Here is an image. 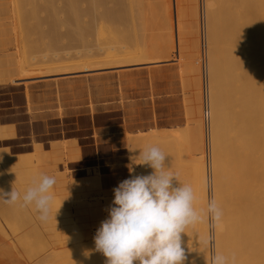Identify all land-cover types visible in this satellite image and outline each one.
Masks as SVG:
<instances>
[{
    "label": "bare ground",
    "instance_id": "obj_1",
    "mask_svg": "<svg viewBox=\"0 0 264 264\" xmlns=\"http://www.w3.org/2000/svg\"><path fill=\"white\" fill-rule=\"evenodd\" d=\"M33 1L37 5L35 2L37 0L31 2ZM55 1L57 2V0H51L50 6L47 3L50 18L47 20V14L44 17L47 22L52 23L44 21V24L47 23L46 25L51 24L49 28L46 27V30L43 29L46 25L40 26V21H38L45 14L43 10L40 12L41 15L38 13L39 17L34 16V18L38 17L39 23H36L39 25L30 24L34 23V19L32 21L31 16L27 17L29 9L26 10L28 13H25L23 18L26 21V17L31 19L27 21L29 23L26 22L28 27H25V23L23 26L20 25L24 21L22 18L24 13L21 11L25 10L18 9V7H16L18 12L13 11L12 13L13 16H19V18L14 16L13 19H19L21 23L17 26L14 22L1 30V32L8 34V45L3 54L8 55L7 51L10 50H14L15 54H18L15 60L8 61L7 66L0 69V120L3 123L1 130L6 135V150L13 160L9 163V167L17 166L31 171L45 169V164L50 156L48 153H51L53 157L58 148L47 149L42 145L43 143H34V140H56L58 135L63 134L60 138L68 135L69 143L71 142V145L67 144L69 147L66 146V151L70 155V160L67 162L68 168L85 170L93 167L100 169L102 166L101 154L103 153L101 145L108 146L110 140L102 143L97 142L95 137L87 138L89 131L95 133L93 129H89L92 126L89 127L87 124L88 119L86 121L79 119L73 113L75 111L72 112L65 106L60 123L50 113L47 116H37V113H33L36 109L33 102L36 100L31 96L32 89H28L27 83L30 84V82L35 81L37 85H41L43 83L40 78L54 77L53 84L44 88L46 92L49 91L47 92L49 98L45 102L40 101L42 104H50L60 93L58 89L54 90L51 87H57L60 80L73 81L79 76L84 78L83 84H70L69 90L73 91L80 86H85L95 93L97 108L93 114L91 113V118L99 124L98 127L103 125L112 136L116 134L113 131L117 128L119 117L125 111L116 108V106L111 107L113 110L107 112L108 107L102 104L101 94H99L100 84L92 77L95 76L96 72L99 74L100 70L107 71L106 73L109 74L116 68L120 70L127 68L128 70L131 65H136V67H143L149 63L157 65L167 62L165 57H168L169 54L175 56L171 60L179 63L182 58L181 30L184 28L185 31H183L187 35L185 51L190 56V60L186 62L189 66L184 62L186 67L183 63H181L183 66L179 65L178 67L182 66L179 68L181 73L179 74L185 76H181L180 84L183 82L190 84L191 81L188 83L189 77L193 83V96H189L191 99L189 101L187 99L188 95L192 94L191 91L190 94H182L184 97L182 101H188L184 105L185 107L188 105L186 107L188 112L184 111V117L186 122L187 119L191 121L190 128L186 123L188 128L186 130L189 132H184L186 126H183L184 129L178 126L175 129L167 127L163 114L166 104L161 98L158 97L152 106L146 105L142 112V118L134 120L135 126H141L139 130H137L138 127L131 128V134L128 135L127 132L125 137L122 135L113 137L119 136L124 139L123 142L120 139L115 141L116 147H113V152L116 148L118 150L124 148L128 161L127 167L125 165L119 166L120 182L131 176L150 174L153 170L147 165L140 164L139 151L149 146L159 147L167 156V167L178 174V179L182 184L192 187L195 196L193 207L201 216L200 221L189 225L185 230L186 234H182L183 246L187 255L185 264H211L213 253L214 255L221 253L229 258L234 255L235 264H264V0H223V3L218 0V3H222H215L220 5L218 7H216L217 5L213 6L215 0L204 1L207 7L205 12H209L208 23L206 24L208 29V32L206 29L208 42H206L209 50V57H207L209 69L206 67L208 69V76L206 75L208 84L206 85H208L209 92L207 93L210 97L208 110L210 126L208 129H210V148H212V200L215 199L223 213L220 221L215 223L206 213L207 205L211 199H209L210 177L207 178L206 160L204 159L205 147H203L205 136L200 83L201 59L199 58L197 0H187L182 12H179L178 0H137L136 2L135 0H86L88 3L87 10L82 9V0H64L66 5L65 8H62L63 11L58 10L60 7H56ZM24 2L26 1L24 0ZM45 2L46 0L43 3L45 4ZM133 2L136 3L137 7H132L135 5ZM26 3L22 5L20 2L19 5L20 7L25 6ZM57 3L59 4V1ZM126 3H130V9L125 8ZM34 4L31 7L34 8L32 9L33 14L38 12V8H40L36 5L34 7ZM16 5L18 6V3L13 4L14 7ZM119 6L121 8L118 9ZM28 7L26 5V9ZM41 8L43 7L41 6ZM100 8L103 11L96 13ZM8 13L10 15V11ZM181 13L184 14L183 19H181ZM86 17H91L93 21H101L100 31L110 37L117 33L116 36L119 38L118 35L121 34L120 39L125 43L119 44L118 39L117 45L113 41L111 44L106 43L108 44L105 45L106 47L99 45L93 47L95 44L88 46V37L97 28L94 27V24L92 25V22L87 21ZM41 25L43 24L41 23ZM60 27H66L69 37L79 41L84 50L82 48L76 56L68 52L64 54V51L61 54L62 52L57 51V46L60 43V37H57V33L61 31L62 28ZM122 27H127L131 32L128 33V30H124ZM131 33L134 34L135 38L134 36L131 37ZM32 34L33 38H30ZM34 34L37 35L38 39ZM59 34L61 35V32ZM129 39L131 41L126 43ZM86 43L88 44L86 45ZM41 51L44 52L42 55ZM103 72L101 71V73ZM70 73L75 74L76 77H72L74 75L64 76ZM15 74L19 75V78H14ZM112 77L114 80L119 79L120 84L121 78L118 75H112ZM182 78L187 81H183ZM16 81H19L17 84L22 85L23 89L28 90L24 93L20 86L14 84ZM115 85L117 86V84ZM182 90L185 91V88ZM37 100H42V98ZM37 105L35 104L36 107ZM90 105L92 104L88 106ZM60 106L62 107V105ZM61 111L58 110L59 114ZM205 111L207 112L206 108ZM54 123H58L59 126ZM178 138H181L180 142H178ZM34 156L39 157L38 162L40 164L31 161ZM173 156L174 159H180H177V162L176 159L173 161L170 159ZM125 170L129 172L125 173ZM2 181L4 182V179ZM6 192H8L7 189ZM72 223L73 228L69 232L72 246L71 248L66 247V250H61L60 254H64V257L60 255L61 258L57 259L56 262L59 264H106L103 262V257L104 259L106 257L95 250V229L90 231L88 229V234L83 236L76 227L73 218ZM9 224H6L8 229ZM28 237L27 239L31 242ZM24 239L26 238L24 237ZM207 239H210V244L204 243ZM22 242L23 240L20 243L18 241L20 246ZM29 245L27 247L31 249L32 246ZM43 250L45 251V249ZM51 252L55 256L56 252ZM48 254V258L45 259L46 262L50 261L51 257L49 256L52 255L50 252ZM57 255L59 254L57 253ZM62 258L63 260L59 262ZM38 261L40 262L36 260L37 263L35 262V264H43L44 257L43 260Z\"/></svg>",
    "mask_w": 264,
    "mask_h": 264
},
{
    "label": "rangeland",
    "instance_id": "obj_2",
    "mask_svg": "<svg viewBox=\"0 0 264 264\" xmlns=\"http://www.w3.org/2000/svg\"><path fill=\"white\" fill-rule=\"evenodd\" d=\"M25 1L27 3L24 2V0L23 1L22 0H20V1L0 0V16H1L0 17V69L6 67L8 61L15 60L16 55H18V54H15L16 52L14 50H10L9 52L7 51L8 55L3 54V51L6 49L5 47L8 45V40H7L8 34L1 32V30H3L6 27V25H10L14 22H16L17 26H18V24L21 23V21L19 19H15L17 17L19 18V16L14 15L15 18L13 19V17H14L13 13H12L13 11L18 12L19 8L24 9L25 11L26 10L28 11V9H29V13L27 11L22 12L21 9H20V11H21V13H24V14H22V18H23V15H25V13H28V16H27V14H26V16L27 17L31 16L32 21L34 19V23L33 22L30 23L32 25L33 24L39 25L36 22L40 21V26L44 27V25H46L49 22V21L48 22L46 21V18H47V20H49V18H50V15H48L47 7L49 8L51 0L50 1L46 0L45 4L43 3L45 0L44 1L43 0H41V1L37 0V1H35L37 3V5L34 4V1L31 2L32 0L31 1L25 0ZM58 1H59V4L57 3ZM136 1L137 0H135V2ZM186 1L187 0H178L179 12H182V10L184 9V4ZM204 1L205 0H197L198 25H199L198 41H199V55H200L199 58L201 59L200 60V80H201L200 83H201V97H202V109H203V126H204L203 131H204V136H205L204 137V145H203V147H205L204 148V153H205L204 159L206 160L205 164L207 167L206 168V172L208 174L207 178L210 177L209 178V181H210L209 182V187H210L209 188V191H210L209 199L212 200V195H213L212 194V171H211L212 170V166H211L212 165V154H211L212 148H210L211 147L210 135H209L210 129H208L210 126V123H209L210 122V120H209L210 119V115H209L210 113L208 111L209 105H210V99H209L210 97L208 96L209 93H207V92H209L208 91V85H206V84H208V81H207L208 80V77H207L208 71L207 70L209 69L208 68L209 64H207V62L209 63V61H207L208 60L207 57H209L208 56L209 50L207 48L208 47V43H207L208 42V39H207L208 33L206 34V29H207L206 24L208 23L207 20L209 17L208 16L209 12L208 13L205 12V11H207V9H206L207 7L205 6L206 2H204ZM20 2L22 5H24L23 3H26L25 6L20 7V5H19ZM57 2L56 1L54 2L56 7L58 6L61 9L65 8L66 2H64V0H57ZM221 2L223 3L224 1L221 0ZM15 3H18V6L16 5L14 7L13 4H15ZM47 3L49 6H47ZM130 3H126V6L124 5L125 8L130 9V7H131ZM138 3H140V2L138 1ZM215 3H218V0H215V2L213 3V6H216V5H217L216 7L220 6V5H218L220 2L218 4H215ZM222 3H220V4H222ZM32 4H34V7H35V5L40 7V8L37 7L38 12H36L34 14L32 13V11H33L32 9H34V8H31ZM128 4H129V6H128ZM133 4H135V5H133L132 7L136 6V3L133 2ZM26 5H27V7L30 5V7H28L26 9ZM39 5H41L43 8H41V6H39ZM124 6H122V7H124ZM16 7H18V9ZM81 7L84 10L88 9V3L86 2V0H82ZM216 7H214V8L217 9ZM60 8H58V10L63 11V9L61 10ZM119 8H121V7L119 6L118 9ZM39 9H40V11H39ZM42 10L44 11L45 14L42 13V14H44L43 16H41L42 19L40 17L41 20H38L39 14H40V12H42ZM9 11H10V15L8 13ZM102 11H103V9L100 8L96 13H100ZM15 14H17V13H15ZM29 14H31V15H29ZM19 15L21 16V14H19ZM26 16H24V17H26ZM34 16H38V17L34 18ZM181 16H182L181 19H183L184 14L181 13ZM27 17H26L27 21L31 19V18H27ZM44 18H45V20H43ZM23 19H24V21L22 20L23 22H22V24H20L22 26L25 25L27 22L25 20V18H23ZM85 19L87 21L92 22V25L94 24V27L97 28V30H98V31L96 30L93 34H90V36L88 37V39H89V45L88 46L95 44V46H93V47H97L98 45L101 47H106L105 45L111 44V43H113V41H115L114 43H116V45H117V42H119V41H120L119 44L121 42H122L121 44L125 43V41H121V39H120L121 34L120 33H119L120 35H118L119 36V38H118L116 36L117 33L113 34L110 37L109 35H106L102 31H100L99 27L102 24L101 21H99V20L93 21L91 19V17H89V18L86 17ZM18 20H19V22L17 23ZM41 21H43V22H41ZM44 21H46L47 23L45 22L46 24H44ZM184 22H185V24H187L186 21H184ZM23 23H25V24H23ZM27 23H29V22H27ZM41 23L43 25H41ZM49 23H52V22H49ZM27 25L28 24H26L25 27H28ZM48 25H46L44 28L43 27L42 28L46 30V27L49 28L51 24H48ZM127 26H129V25H127ZM182 26L184 27V25H182ZM18 28H20V27H18ZM60 28H62V27H60ZM122 29L128 30L127 27L126 28L122 27ZM129 29L133 30L131 27H129ZM183 30H184V28H183ZM183 30H181V40H182L181 41V44H182L181 45V55H182V58H181V61L179 63H177L174 60H171L175 56H171V54L167 53V54H169L168 57H165L167 62H162V63H159L157 65H151L149 63L151 66L149 64H146V65H143V67H141V66L136 67V65H134V66L131 65V67H128L129 68L128 70H127V68L124 70H122V69L120 70L119 68H116V70H114L113 72L110 71L109 74L106 73L107 71L103 72V70H100L99 74H97V72H96L95 76L92 77L95 79V81L99 82L98 84H100V89H99L100 93L99 94H101L100 97L102 99V104L104 106L106 105L108 107L107 112L113 110L111 107H116V106H117L116 108H119V109L125 111V113L119 117V123L116 125L117 128L115 129V131H113V133H116V134H114L112 136H110L109 131L105 130L103 125H101V127H98L99 124L96 121H93L91 118V116H92L91 113L93 114V112L97 108L96 102H95V95H94L95 93L92 92L91 90H88V88L85 86H80L78 89L73 90V91L69 90L70 84H75V83L83 84L84 78H80V76L78 78V77H76L75 74H71V73L65 74L64 76L74 75L72 77H76V78L73 81H69V80L61 81L60 80V82H58L57 87L56 86L51 87L54 90L58 89V91H60V93L57 95L58 97L56 96V98L50 104H42V103H40V101L45 102V100L47 98H49L48 93H47L49 91L46 92V90L44 88H47L48 85L51 86V84H53L52 80H54L53 79L54 77L48 76V77L40 78V79H42V83H43L41 85H37L35 83V81L30 82V84L27 83L28 89H32V91L30 93L31 96L33 98H35V100H36L33 102V105L36 108L33 113H37V116H44V115L47 116L48 113H50V114H53L54 118H56V121L58 123H60L61 122L60 119L62 118L61 116H62V113L64 110L63 107L65 106L69 110H71L72 112L75 111L73 113L79 119H83L85 121L88 119L87 124H89V127H90V125L92 126L89 129H93L95 133H93L92 131H89L87 138L95 137L97 142L100 141L102 143L110 140V144L108 146L104 147V144L101 143L102 144L101 146L103 147V153L101 154L102 155V166H101V168L96 169V168L92 167V168H86L84 170V169H70L67 167V162H68V160H70V155L66 151L67 147H69V146H67V144L69 143V140H70L68 135H65L64 138H60L63 135V134H60V135H58V138L56 140L35 139L34 143L35 142L43 143L42 145L47 147V149L48 148H51V149L52 148H55V149L58 148L57 153L55 154V152H54L53 157H52L51 153H48V154H50L51 158L49 156L46 164L42 162L43 164H45V169L42 168L40 170L37 169L35 171H31L29 169H22L21 167H17V166H14V168H13V167H9V163L12 162L13 160H12V157L8 154V151L6 150V138H5L6 135H5L4 131L1 130V124H3V123L0 120V172H1V175H0V186L1 187H0V189L4 188L3 189L4 192H6V189L9 192V190L11 191L12 188H14V190H16L20 193H23L24 191H26V189L28 187L33 185L34 181H37L39 179V177H41L42 175H48L51 177H55V179H56V184L54 185L53 189L50 190L51 194L53 195V202H52L50 217L47 221H41L38 218L39 213H38V211L35 210L33 205H29L25 208L24 207L19 208V207H21L20 202H17L14 205H9V204L4 203L3 199L0 198V225H1L0 226V229H1L0 232H3V233H0V264H26V263L32 264L33 262L35 264L36 260H37V262H40L38 260H40V259L43 260V257H44V263L43 264L48 263V262H49L48 264H57L58 263V262H56V261H58L57 259L64 257L63 256L64 254L63 255L60 254L61 250H66L65 249L66 247L71 248V246H72V241L70 239V233H69L70 230H72V228H73L72 218L75 219L76 227L78 228V230H80L79 232L82 233L83 236H84V234L85 235L88 234V232H87L88 229H89V231L92 229H95L94 233L97 232V229L100 227L101 222L108 218L109 213L107 210L112 205V201L114 200L113 189L115 187H117L118 184L120 183L121 178L119 175V172H120L119 166L120 167H121V165H125L126 167L128 166L127 165L128 161L126 158V153H125L124 148L121 150H118L116 148L115 151L113 152V147L115 146L114 145L115 141H118L120 139L123 142L124 139H121L119 136H116L115 138H113V137L115 135H122V137H125V134H127V132H128V135L131 134V131H132L131 128H137L138 127L137 130H139V127H141V126H139V125L135 126L136 123L134 120L135 119L140 120L142 118V112L145 109L146 105L152 106L158 97L161 98V100L166 104L164 106V109H163V114L165 117L164 121L167 124V127L175 129L178 126V127H181V129H182L183 126L184 127L186 126L185 129L183 128L185 130L184 132L186 133V131H188V130H186V129H188L186 123L189 125L188 127L190 128L191 121L189 119H187V122L185 121L186 118L184 117V115H185L184 111L186 110V107L188 105L186 107L184 105H186V102L188 103L189 99H191V97L193 96V83H192V80L190 79V77L189 78L187 77L188 83H190L189 81H191V83L187 84L186 82H183L180 84V80H181L182 75H180L181 73L179 72L180 71L179 68H181L183 66L181 63L184 64V62H185V64L189 66V64H187L186 62H189V60H190V56L187 54V51H185L186 50L187 35L184 32L185 30L184 31ZM59 32H61V35L59 34ZM67 32L68 31H67L66 27L62 28L61 31H58L57 37L58 38L60 37L59 38L60 43L57 46V51H59L60 53L62 52L61 54H63V51H64V54H65V52H68L69 54L76 56L79 53V51L82 50V48L84 50V47H81L82 45L80 44L79 41L72 40L69 37V35L67 34ZM129 32H131V31L128 30V33ZM207 32H208V29H207ZM122 34L124 35V33H122ZM203 34H204L205 42L207 41L205 43V62L203 59ZM34 35H36V34H34ZM133 36H134V34L131 33V37H133ZM31 37L33 38V34L30 36V38ZM112 37H114V38L112 39ZM36 38H37V35H36ZM134 38H135V36H134ZM118 39H119V41H118ZM131 39H129L126 43H129V41H131ZM30 40H33V39H30ZM122 40H123V38H122ZM106 43H108V44H106ZM87 44L88 43H86V45ZM85 48H88V47H85ZM206 48H207V50H206ZM60 49H62V51H60ZM93 51H95V50H93ZM43 53L44 52H42L41 55ZM185 64H184V67H186ZM203 64H205V67L208 66L207 67L208 69L206 68V75L207 76H204L205 71L203 69L204 68ZM179 65H182V66L178 67ZM138 67H140V68H138ZM130 68H132V69H130ZM183 69H185V68H183ZM101 71L103 73H101ZM116 71L118 72V74ZM78 75H80V74H78ZM112 75H118V77L121 78L120 84H119V79H117L118 81L114 80ZM18 76L19 75L15 74L14 78H19ZM182 77H185V76H182ZM204 77H205V80H204ZM206 78H207V80H206ZM184 79L185 78H182L183 81H187ZM18 82L19 81H16V83L14 82V84H16V86L17 85L20 86V88L25 93L26 90H28V89H23L22 85L17 84ZM115 84H117V86ZM191 84H192V86H191ZM181 85L185 86V87H182ZM118 86H119V88H117ZM150 87H151V89H150ZM182 88H185V91L182 90ZM186 88H187V90H186ZM188 88H192V89L189 90ZM119 89H120V91H119ZM190 91L192 92V94H190ZM182 94L183 95L184 94H190V95H188V97L189 96H191V97H189V98L187 97L188 101L187 100L182 101V99H184ZM38 98L39 99L42 98V100H37ZM58 98H59V100H58ZM151 98H152V101H151ZM37 103H38V105H37ZM35 104L37 105L38 108L35 106ZM89 104H92V105H90L91 108H90V106H88ZM60 105H62V107ZM59 108H62L61 109L62 111ZM92 108H93V110L90 111V109H92ZM205 108L207 109V112L205 111ZM58 110H59V112L61 111L60 114H59ZM186 115H187V113H186ZM206 122H207V124H206ZM58 123H54V124L55 125L57 124L59 126ZM204 124H206V125H204ZM169 125H171V126H169ZM173 126H174V128H173ZM205 129L207 130V132ZM85 137H86V135H85ZM179 140H181V138L180 139L178 138V142H180ZM205 141H206V143H205ZM69 145H71V142L69 143ZM170 159H173V161H175V159H176V162H177V159H180V158L174 159V156H173ZM31 161H34L38 164L39 163L38 162L39 157L34 156V158H32ZM134 165L136 166V164H134ZM128 172L129 171H126L125 173H128ZM2 173H4V174H2ZM1 177H3L2 179H4V182L2 181ZM5 184H7V185H5ZM68 185L70 188L68 187ZM69 189H70V191H69ZM54 193H55V195H54ZM235 198H236V195H235ZM234 201L236 202L235 199H234ZM15 205H16V207H15ZM17 206H18V208H17ZM13 207H14V209H13ZM23 212H24V214H23ZM2 219H3V221H2ZM7 219H8V221H7ZM5 221H7V222H5ZM11 222H12V225H11ZM13 222H15V223H13ZM6 224L10 225L9 229L7 227L8 225L6 226ZM12 226H13V228H12ZM29 228H31V229H29ZM15 229H17V230H15ZM9 230H13V231H9ZM14 231H15V234H14ZM30 233L32 235H29ZM20 236H21V238H20ZM18 237H19V239H18ZM24 237L26 239H24ZM27 237L29 239H31V242H30V240L27 239ZM22 240H23V242L21 243L22 245L20 246L19 243ZM18 241H19V243H18ZM39 242H40V244H39ZM25 243H26V246H25ZM28 243L31 244V246H32L31 249H30V247H27V246H30ZM23 244H24V246H23ZM34 246H35V248H34ZM39 246H40V248H42L40 251H38V249H40V248H37ZM43 249H45V251ZM58 249H59V251H58ZM30 250L32 251V253ZM51 251L56 252L55 256H53L54 253ZM47 252L48 253L50 252V254L53 253L52 255L49 256V257H51L49 259L50 261H51V259L54 260V261L52 260L51 263H50V261H48V262H46L47 260L45 261V259L48 258V255H49ZM57 253L59 255H57ZM26 254H27V256H26ZM60 255H61V257H60ZM213 256H214V253H213ZM62 260H63V258L61 260H59V262ZM106 260L107 259L106 258L104 259V257H103V262L106 263Z\"/></svg>",
    "mask_w": 264,
    "mask_h": 264
},
{
    "label": "clouds",
    "instance_id": "obj_3",
    "mask_svg": "<svg viewBox=\"0 0 264 264\" xmlns=\"http://www.w3.org/2000/svg\"><path fill=\"white\" fill-rule=\"evenodd\" d=\"M138 157L141 165L153 171L131 176L113 189L108 218L94 236L95 250L107 258L106 264H185L182 234L201 220L193 207V189L182 184L178 174L167 167V156L159 147H145ZM55 184V177L42 175L23 193L13 188L10 192L0 189V198L9 205H33L38 218L47 221L53 202L50 190ZM206 213L214 223L223 215L215 199L207 205ZM211 264H235V256L216 253Z\"/></svg>",
    "mask_w": 264,
    "mask_h": 264
},
{
    "label": "built area",
    "instance_id": "obj_4",
    "mask_svg": "<svg viewBox=\"0 0 264 264\" xmlns=\"http://www.w3.org/2000/svg\"><path fill=\"white\" fill-rule=\"evenodd\" d=\"M203 59L205 62V38H204V34H203ZM205 64H204V71H205V76H206V69H205Z\"/></svg>",
    "mask_w": 264,
    "mask_h": 264
}]
</instances>
